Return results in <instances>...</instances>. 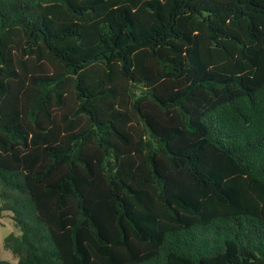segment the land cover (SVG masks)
<instances>
[{"label": "trees", "instance_id": "obj_1", "mask_svg": "<svg viewBox=\"0 0 264 264\" xmlns=\"http://www.w3.org/2000/svg\"><path fill=\"white\" fill-rule=\"evenodd\" d=\"M5 214L19 264H264V0H0Z\"/></svg>", "mask_w": 264, "mask_h": 264}, {"label": "rangeland", "instance_id": "obj_2", "mask_svg": "<svg viewBox=\"0 0 264 264\" xmlns=\"http://www.w3.org/2000/svg\"><path fill=\"white\" fill-rule=\"evenodd\" d=\"M14 230L15 228L11 217L8 214L0 216V257L10 261L12 264H19L18 256L4 244L5 237Z\"/></svg>", "mask_w": 264, "mask_h": 264}]
</instances>
